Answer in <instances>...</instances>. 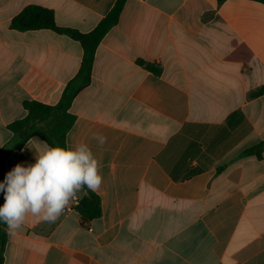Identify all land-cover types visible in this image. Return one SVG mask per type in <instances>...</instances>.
I'll return each mask as SVG.
<instances>
[{
	"label": "crops",
	"instance_id": "0c3cea01",
	"mask_svg": "<svg viewBox=\"0 0 264 264\" xmlns=\"http://www.w3.org/2000/svg\"><path fill=\"white\" fill-rule=\"evenodd\" d=\"M116 1L0 0V152L19 142L8 127L26 118L24 102L57 105L84 55L66 35L13 29L14 18L37 6L86 34ZM262 88L264 4L127 0L66 139L101 162L102 214L86 222L73 201L55 223L29 216L3 264H264V148L244 154L264 143V94L252 97ZM33 163L26 143L0 173Z\"/></svg>",
	"mask_w": 264,
	"mask_h": 264
},
{
	"label": "trees",
	"instance_id": "16d2710c",
	"mask_svg": "<svg viewBox=\"0 0 264 264\" xmlns=\"http://www.w3.org/2000/svg\"><path fill=\"white\" fill-rule=\"evenodd\" d=\"M225 2L226 0H218ZM264 4V0H252ZM127 0H117L111 11L104 17L97 27L90 33H81L77 30L61 28L55 22L54 13L50 10L29 6L14 18L11 27L18 31H33L48 29L58 34L66 35L79 42L84 50L81 67L76 77L67 85L60 102L49 106L36 101L24 102V108L28 112L26 118L9 125L8 129L19 137V142L13 146H7L0 152V163L4 164L6 158L15 150L22 149L33 138H39L49 146H65L67 134L75 123V116L70 113V107L74 99L91 83L94 62L97 50L105 36L121 20L122 12ZM139 64L155 74L161 70L153 65L139 61ZM264 94V88L252 94L258 97ZM264 148V143L247 150L244 154H259ZM0 173V182H3L6 174ZM75 206V210L88 222L101 216L99 197L88 191ZM4 203V195L0 193V206ZM6 225L0 223V264L4 263V252L8 242Z\"/></svg>",
	"mask_w": 264,
	"mask_h": 264
},
{
	"label": "clouds",
	"instance_id": "9594fccd",
	"mask_svg": "<svg viewBox=\"0 0 264 264\" xmlns=\"http://www.w3.org/2000/svg\"><path fill=\"white\" fill-rule=\"evenodd\" d=\"M98 147L107 143L102 133H93ZM35 147V163L17 164L0 182L4 203L0 206V223L14 235L29 216L55 223L79 194L87 189L97 192L103 183L101 162L88 143L49 146L30 139Z\"/></svg>",
	"mask_w": 264,
	"mask_h": 264
},
{
	"label": "built area",
	"instance_id": "2783aa9c",
	"mask_svg": "<svg viewBox=\"0 0 264 264\" xmlns=\"http://www.w3.org/2000/svg\"><path fill=\"white\" fill-rule=\"evenodd\" d=\"M72 211V207H68L66 210H65V212L64 213H68V212H71Z\"/></svg>",
	"mask_w": 264,
	"mask_h": 264
}]
</instances>
